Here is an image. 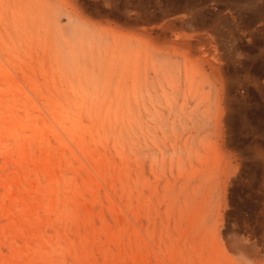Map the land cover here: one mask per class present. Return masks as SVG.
Masks as SVG:
<instances>
[{
  "label": "rangeland",
  "instance_id": "374dc122",
  "mask_svg": "<svg viewBox=\"0 0 264 264\" xmlns=\"http://www.w3.org/2000/svg\"><path fill=\"white\" fill-rule=\"evenodd\" d=\"M0 264H264V0H0Z\"/></svg>",
  "mask_w": 264,
  "mask_h": 264
},
{
  "label": "bare ground",
  "instance_id": "6f19581e",
  "mask_svg": "<svg viewBox=\"0 0 264 264\" xmlns=\"http://www.w3.org/2000/svg\"><path fill=\"white\" fill-rule=\"evenodd\" d=\"M213 58H215V57H213Z\"/></svg>",
  "mask_w": 264,
  "mask_h": 264
}]
</instances>
